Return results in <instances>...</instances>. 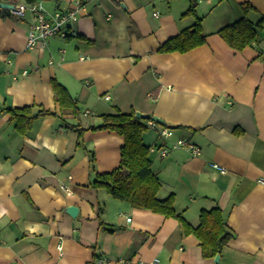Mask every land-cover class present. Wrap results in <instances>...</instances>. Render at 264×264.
<instances>
[{
	"label": "crops",
	"instance_id": "crops-1",
	"mask_svg": "<svg viewBox=\"0 0 264 264\" xmlns=\"http://www.w3.org/2000/svg\"><path fill=\"white\" fill-rule=\"evenodd\" d=\"M36 1L48 11L77 1L82 7L70 26L76 34L34 49L26 46L30 14L0 18V264H264V25L242 50L217 33L242 15L243 3L256 22L264 0ZM197 19L203 44L158 51ZM53 80L77 114L63 113ZM29 105L53 113L33 118L23 132L8 108ZM116 111L164 121L142 135L149 147H168L165 156L148 153L157 196L173 194L175 212L194 227L203 210L218 206L232 232L218 263L176 218L92 186L97 173L119 166L124 138L88 127ZM161 127L172 136L162 138ZM178 138L200 154L172 147Z\"/></svg>",
	"mask_w": 264,
	"mask_h": 264
},
{
	"label": "trees",
	"instance_id": "trees-1",
	"mask_svg": "<svg viewBox=\"0 0 264 264\" xmlns=\"http://www.w3.org/2000/svg\"><path fill=\"white\" fill-rule=\"evenodd\" d=\"M33 2L36 0H26ZM242 15L235 21L224 25L217 33L222 37L230 47L235 50H242L251 42L257 40L259 31L264 25V16H261L256 22L251 20L249 12L254 11L249 3L240 5ZM194 6H191L187 13H193ZM12 15L8 9L0 8V18ZM206 35L201 27V19L186 29H183L177 35L164 41L159 47L160 52L179 51L185 52L197 47L205 42ZM55 99L59 102L61 110L77 114L78 110L75 102L67 92L66 88L57 81L52 82ZM33 105L8 108L15 121L18 130L23 131L29 127L30 122L37 116L52 114L53 112L40 108L33 113ZM132 111L129 113L116 111L115 113L101 115L99 125L89 126L88 129H109L120 134L124 138V144L121 148V160L118 167L109 172L97 173L92 186L95 188H104L112 197L126 201L132 206L139 208H150V210L159 212L167 217L176 218L183 228L184 233L194 234L199 240L204 257H214L221 251L223 246L232 236L223 219L222 211L217 207L203 210L199 216L197 226H192L180 215L173 207L174 195L170 194L161 199L157 196L160 189V181L151 167L149 159V146L143 142L142 135L149 128L147 119L135 117ZM65 127L69 124L62 120ZM74 127L75 125H71ZM93 157L91 158V164ZM114 227H109L113 230ZM88 264H95L90 262Z\"/></svg>",
	"mask_w": 264,
	"mask_h": 264
},
{
	"label": "built area",
	"instance_id": "built-area-1",
	"mask_svg": "<svg viewBox=\"0 0 264 264\" xmlns=\"http://www.w3.org/2000/svg\"><path fill=\"white\" fill-rule=\"evenodd\" d=\"M76 4L79 7L70 9L56 8L53 11H48L45 9L41 1H35L31 3H17L13 5L9 11L11 14L17 17H24L26 14L31 15L32 22L29 24L26 46L27 48L34 49V47L38 45H45L48 39L51 37L61 36V38H66L70 35L76 34L75 30L70 29L73 21L77 19V10L82 7L79 1H77ZM156 14L157 13H154V15ZM262 51H264V46L262 47ZM24 73H26V71H23V74ZM147 123L150 126L155 125V122L150 119H148ZM159 135L164 139L169 138L172 136V129L161 127L159 130ZM172 147H183L187 149V151H190L193 155H199L201 152L200 148L196 144L192 143L188 139L183 138H178L175 140L172 144ZM157 149L159 150V153H161V156H165L168 152L167 146L157 147V145H151L149 147L150 151H155ZM212 166L219 169L220 171L225 170L223 167H220L215 163L212 164ZM60 187L67 191V188L64 185H61ZM127 220H130V218H127ZM61 248L62 247L60 245L57 247L59 251ZM155 262H157V259L149 264H154ZM98 263L109 264V262L104 258H100Z\"/></svg>",
	"mask_w": 264,
	"mask_h": 264
},
{
	"label": "water",
	"instance_id": "water-1",
	"mask_svg": "<svg viewBox=\"0 0 264 264\" xmlns=\"http://www.w3.org/2000/svg\"><path fill=\"white\" fill-rule=\"evenodd\" d=\"M12 7H13V5L11 3L4 2V1L0 0V8L11 9ZM133 114H135V117H137V118L150 119V120H152L155 123H158L160 125H164L165 124L164 121L160 117H158L156 115H148L146 113H142V112H139V111H135ZM66 211L74 216L76 214V212H77V207L73 206V205L67 206L66 207ZM218 260H219V254H216L215 257H214L215 263H218Z\"/></svg>",
	"mask_w": 264,
	"mask_h": 264
}]
</instances>
